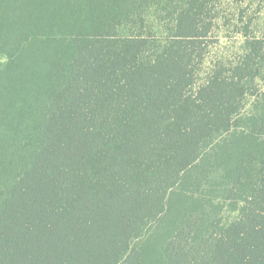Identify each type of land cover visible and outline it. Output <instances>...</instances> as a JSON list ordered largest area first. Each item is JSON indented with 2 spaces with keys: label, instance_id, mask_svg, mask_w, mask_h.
<instances>
[{
  "label": "trees",
  "instance_id": "trees-1",
  "mask_svg": "<svg viewBox=\"0 0 264 264\" xmlns=\"http://www.w3.org/2000/svg\"><path fill=\"white\" fill-rule=\"evenodd\" d=\"M255 1L0 0V264H264Z\"/></svg>",
  "mask_w": 264,
  "mask_h": 264
},
{
  "label": "rangeland",
  "instance_id": "rangeland-1",
  "mask_svg": "<svg viewBox=\"0 0 264 264\" xmlns=\"http://www.w3.org/2000/svg\"><path fill=\"white\" fill-rule=\"evenodd\" d=\"M240 5L242 7H245L246 4L249 2V0H239ZM228 4H231V6H234L233 0H226ZM257 0L255 3L252 5V7L249 10L250 15L255 12V9L257 8ZM48 4L43 5L44 8H53L52 2H46ZM220 39L219 41H214L213 46L214 49H212L213 55L218 54L219 56H226L228 53L236 52L240 49V46L242 44L241 37L239 35H234L232 34V25H229V28H223L220 30L219 33ZM8 63V58L0 53V69L4 68ZM224 219L228 223H233L236 220L237 214L233 211L230 210H225L224 211Z\"/></svg>",
  "mask_w": 264,
  "mask_h": 264
}]
</instances>
